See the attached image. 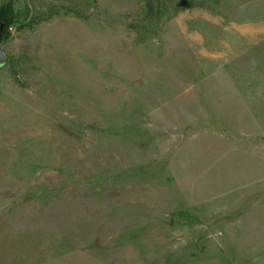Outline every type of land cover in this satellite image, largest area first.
I'll use <instances>...</instances> for the list:
<instances>
[{"label":"rangeland","instance_id":"1","mask_svg":"<svg viewBox=\"0 0 264 264\" xmlns=\"http://www.w3.org/2000/svg\"><path fill=\"white\" fill-rule=\"evenodd\" d=\"M0 0V264H264V0Z\"/></svg>","mask_w":264,"mask_h":264},{"label":"trees","instance_id":"2","mask_svg":"<svg viewBox=\"0 0 264 264\" xmlns=\"http://www.w3.org/2000/svg\"><path fill=\"white\" fill-rule=\"evenodd\" d=\"M16 14L12 3L0 4V39L15 22Z\"/></svg>","mask_w":264,"mask_h":264},{"label":"water","instance_id":"3","mask_svg":"<svg viewBox=\"0 0 264 264\" xmlns=\"http://www.w3.org/2000/svg\"><path fill=\"white\" fill-rule=\"evenodd\" d=\"M183 6H188V1H183ZM7 62V55L3 49L0 48V67L4 66Z\"/></svg>","mask_w":264,"mask_h":264}]
</instances>
